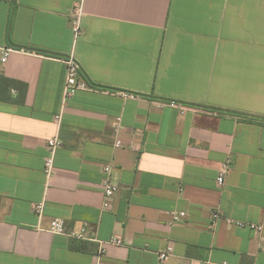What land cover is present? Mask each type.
<instances>
[{"label":"crops","instance_id":"obj_1","mask_svg":"<svg viewBox=\"0 0 264 264\" xmlns=\"http://www.w3.org/2000/svg\"><path fill=\"white\" fill-rule=\"evenodd\" d=\"M3 48L26 89L0 100V264H264V0H0ZM71 54L89 89L63 107Z\"/></svg>","mask_w":264,"mask_h":264},{"label":"built area","instance_id":"obj_2","mask_svg":"<svg viewBox=\"0 0 264 264\" xmlns=\"http://www.w3.org/2000/svg\"><path fill=\"white\" fill-rule=\"evenodd\" d=\"M81 16H82V7L80 4L75 5L72 11L69 14V24L70 28L74 34V37L77 38L81 33ZM9 49L3 48L1 50L0 55V63H4L7 59ZM65 66H66V79L64 84V91H63V98H62V106L65 107L68 103V100L80 90L89 89V85L84 81L81 77V69L78 61L76 58L71 54L66 57L60 58ZM171 105H177L176 103H171ZM54 123L56 125L61 124V113L54 115ZM61 146V139L58 135H54L47 139L45 149L46 155L44 157V173L48 178L52 177V174L55 169L54 161L57 150ZM115 146H119V142L115 143ZM111 168L110 164H105L103 166V171L106 174V178L102 182L103 192L106 198H111L117 191L118 187L115 183L112 182L111 179ZM224 166L222 172L216 179L218 186H222L224 183V173H225ZM107 206V202L104 203V207ZM33 212L41 216L42 215V203H35L33 205ZM184 216L183 212L173 213V220L180 221ZM214 217L218 216L217 213H214ZM229 223H234L237 226L244 227L247 226L252 230L260 231L261 226L256 225L255 223H245L239 220L227 219ZM49 232L54 234H61V235H68L73 238L84 239V232L85 228L80 229L79 231H71L67 232L65 229V222L62 218H54L50 221L49 227L47 229ZM171 254V248L166 249L165 251H161L158 253V258L161 262L166 261ZM221 264H228V263H221Z\"/></svg>","mask_w":264,"mask_h":264},{"label":"trees","instance_id":"obj_3","mask_svg":"<svg viewBox=\"0 0 264 264\" xmlns=\"http://www.w3.org/2000/svg\"><path fill=\"white\" fill-rule=\"evenodd\" d=\"M19 85V89H20V99L23 98L24 94H25V85L20 83V82H17L15 80H11V79H8L4 76H0V100H7L8 98V91L14 87V86H17ZM74 248L76 249H83L85 248V244L84 243H75L73 245Z\"/></svg>","mask_w":264,"mask_h":264}]
</instances>
